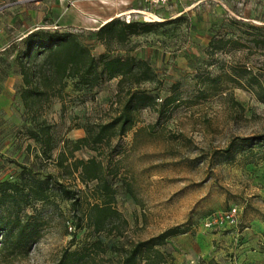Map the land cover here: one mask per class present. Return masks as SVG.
Here are the masks:
<instances>
[{
	"label": "rangeland",
	"instance_id": "obj_1",
	"mask_svg": "<svg viewBox=\"0 0 264 264\" xmlns=\"http://www.w3.org/2000/svg\"><path fill=\"white\" fill-rule=\"evenodd\" d=\"M245 1L0 0V182L44 196L19 209L21 221L39 223L37 238L18 253L0 250V264H54L66 249H90L97 258L88 264H107L122 248L173 227L181 234L158 247L165 264L182 254L183 234L186 243L212 236V257H264V144L239 142L264 135V24L242 20ZM110 16L154 28L123 41L97 39ZM35 31L70 33L95 59L145 61L149 78L118 85V77L102 74L92 86L69 77L59 83L44 62L47 50L27 52L23 44ZM24 89L43 94L23 99ZM132 91L151 100L131 103L133 124L120 134L110 123ZM40 123L49 149L30 137L40 135ZM85 136L88 145L74 151ZM230 206L239 211L235 227L203 229L210 214ZM12 211L0 207V219L12 221Z\"/></svg>",
	"mask_w": 264,
	"mask_h": 264
},
{
	"label": "trees",
	"instance_id": "obj_2",
	"mask_svg": "<svg viewBox=\"0 0 264 264\" xmlns=\"http://www.w3.org/2000/svg\"><path fill=\"white\" fill-rule=\"evenodd\" d=\"M154 28L153 25L141 24L137 22L124 23L119 19H111L105 24L98 27L95 36L99 40L115 39L123 41L130 35H137L139 33H146ZM23 44L28 51L38 49L47 50L44 62L49 64L53 74L57 77L60 83L62 78H76L77 83L81 85H94L100 75H105L108 79L118 77L117 82L120 85L127 77L132 78L137 83L147 80L149 68L145 61L135 60L133 57H105L101 54L98 59H95L88 50L83 46L74 35L70 33H60L58 31L46 32L35 31L28 34L23 41ZM98 65L101 66L98 70ZM137 70L143 68L142 71L135 73L133 68ZM25 83H28L27 77L24 76ZM258 89L262 91V86L258 85ZM264 92V91H262ZM41 91L37 89H24L22 98L25 99L30 95H41ZM151 100V98L144 93L138 95L137 92L132 91L128 94L127 101L123 106V110L110 123L111 126L118 124L119 133L131 127L133 124L130 110L132 102L135 104L143 103ZM39 126V133L30 132V137L44 148L49 149V135L46 131L47 127L41 123ZM241 145H262L264 144V135L247 137L239 139ZM88 145L87 136L79 138L72 143V149L78 150L81 147ZM233 147L231 143L227 148L229 151ZM88 163L99 167V164L94 159H90ZM80 166L84 167V163L80 162ZM76 169V167H75ZM91 179L98 180V172H93ZM59 192L73 200L71 191L58 184ZM30 197L35 200H42L43 193L30 189L24 193L17 183H10L8 181L0 182V207L6 204L12 205V221L3 222L0 219V236L3 237L0 250L7 251L8 254L26 250V248L37 238L39 223L37 221H21L19 217V209L21 204L27 205L30 203ZM75 201H73L74 203ZM107 212L104 213L106 217ZM104 217L94 222V228L100 230L103 228ZM181 234L179 227L169 228L159 235L149 238L145 241L134 243L128 248L121 249L119 257L106 258L107 264H139L142 260L143 264H165L166 255L158 250L164 242L172 236ZM84 249V252L79 250H64L60 258L54 264H88L95 263L96 258L89 251ZM100 258V257H99Z\"/></svg>",
	"mask_w": 264,
	"mask_h": 264
},
{
	"label": "crops",
	"instance_id": "obj_3",
	"mask_svg": "<svg viewBox=\"0 0 264 264\" xmlns=\"http://www.w3.org/2000/svg\"><path fill=\"white\" fill-rule=\"evenodd\" d=\"M242 17L246 22L253 24H264V0H246L241 5ZM133 12V11H131ZM119 13H125L124 9H120ZM111 16L106 20H110ZM257 228H260L259 226ZM186 234H183L178 239L182 248V254L178 257H172L171 264H264V257H259V252L253 251L246 257H212L215 250L212 247V236L199 233L193 237L190 242L186 243ZM188 251H192L193 257H186ZM218 251L216 250V253Z\"/></svg>",
	"mask_w": 264,
	"mask_h": 264
},
{
	"label": "built area",
	"instance_id": "obj_4",
	"mask_svg": "<svg viewBox=\"0 0 264 264\" xmlns=\"http://www.w3.org/2000/svg\"><path fill=\"white\" fill-rule=\"evenodd\" d=\"M122 2V0H118ZM149 6H164L179 0H138ZM239 211L236 206H230L226 210L210 214L202 223L205 230H216L221 228H233L238 223Z\"/></svg>",
	"mask_w": 264,
	"mask_h": 264
},
{
	"label": "bare ground",
	"instance_id": "obj_5",
	"mask_svg": "<svg viewBox=\"0 0 264 264\" xmlns=\"http://www.w3.org/2000/svg\"><path fill=\"white\" fill-rule=\"evenodd\" d=\"M144 13V12H143ZM145 18H148V16L147 17H145Z\"/></svg>",
	"mask_w": 264,
	"mask_h": 264
}]
</instances>
